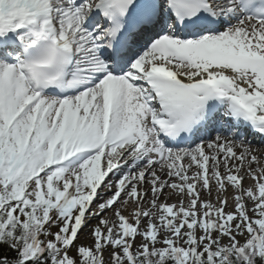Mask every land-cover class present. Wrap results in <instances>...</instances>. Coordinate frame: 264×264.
Returning <instances> with one entry per match:
<instances>
[{
    "label": "snow or ice",
    "instance_id": "snow-or-ice-1",
    "mask_svg": "<svg viewBox=\"0 0 264 264\" xmlns=\"http://www.w3.org/2000/svg\"><path fill=\"white\" fill-rule=\"evenodd\" d=\"M0 264H264V0H0Z\"/></svg>",
    "mask_w": 264,
    "mask_h": 264
},
{
    "label": "rangeland",
    "instance_id": "rangeland-1",
    "mask_svg": "<svg viewBox=\"0 0 264 264\" xmlns=\"http://www.w3.org/2000/svg\"><path fill=\"white\" fill-rule=\"evenodd\" d=\"M247 182V181H246ZM248 183H251V181H248ZM95 223V222H94Z\"/></svg>",
    "mask_w": 264,
    "mask_h": 264
},
{
    "label": "bare ground",
    "instance_id": "bare-ground-1",
    "mask_svg": "<svg viewBox=\"0 0 264 264\" xmlns=\"http://www.w3.org/2000/svg\"><path fill=\"white\" fill-rule=\"evenodd\" d=\"M246 184L248 183V181L247 182H245Z\"/></svg>",
    "mask_w": 264,
    "mask_h": 264
}]
</instances>
